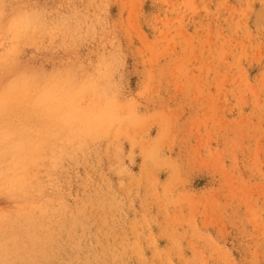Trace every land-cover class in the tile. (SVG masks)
<instances>
[{
	"label": "rangeland",
	"instance_id": "obj_1",
	"mask_svg": "<svg viewBox=\"0 0 264 264\" xmlns=\"http://www.w3.org/2000/svg\"><path fill=\"white\" fill-rule=\"evenodd\" d=\"M0 264H264V0H0Z\"/></svg>",
	"mask_w": 264,
	"mask_h": 264
}]
</instances>
